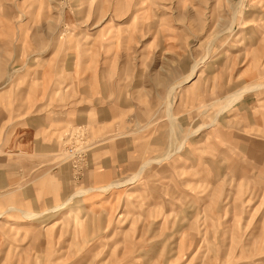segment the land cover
<instances>
[{"label":"rangeland","instance_id":"rangeland-1","mask_svg":"<svg viewBox=\"0 0 264 264\" xmlns=\"http://www.w3.org/2000/svg\"><path fill=\"white\" fill-rule=\"evenodd\" d=\"M0 67V264H264V0H0Z\"/></svg>","mask_w":264,"mask_h":264},{"label":"bare ground","instance_id":"bare-ground-1","mask_svg":"<svg viewBox=\"0 0 264 264\" xmlns=\"http://www.w3.org/2000/svg\"><path fill=\"white\" fill-rule=\"evenodd\" d=\"M191 78H192V74L191 75H189L187 78H186V80L184 81V83H182V84H186V83H189L190 82V80H191ZM259 87H260V85H258ZM253 88H257V86H254V87H250V88H243V89H241V90H239V91H237L236 93H234V94H232V95H230L229 96V100H228V102H227V105L224 107V109H226V108H228V107H230L233 103H235L242 95H243V93H245V92H247V91H250V90H252ZM254 90V89H253ZM170 94H171V92H170ZM170 97V96H169ZM169 103V102H168ZM170 103H169V108H170ZM170 110V109H169ZM169 114V113H168ZM175 140L173 139V140H171V143H170V147H169V149L161 156V157H158V158H156V159H154V160H152V161H154V162H159V161H161L162 159H165V158H169L170 157V155L172 154V153H174L176 150H180V148H178V146H175ZM152 161H149V162H146V164H144V165H147V164H149L150 162H152ZM132 179H134V178H132ZM124 185L125 184V181H123V182H120V181H118V182H114V183H112V184H110V185H108L106 188H103L102 189V191H105V190H109L110 188H117V187H120L121 185ZM80 193H77L76 195H79ZM74 197V196H73ZM30 214H25V216L27 217V216H29ZM39 216V215H38ZM36 217V216H35Z\"/></svg>","mask_w":264,"mask_h":264},{"label":"crops","instance_id":"crops-1","mask_svg":"<svg viewBox=\"0 0 264 264\" xmlns=\"http://www.w3.org/2000/svg\"><path fill=\"white\" fill-rule=\"evenodd\" d=\"M0 69H1V67H0ZM2 94H4V93L0 92V102H2V99L4 98V96H2ZM7 104H10L11 107H12V113L10 112L12 114V118L21 119V120H24L26 122H30V120H32L33 117H30V116L24 117L26 112H27V110H28V108H29V107L27 108L26 102L24 103V105H22V103H20L19 101L16 100V96H14L13 98L9 97V101H8ZM10 113H9V116L11 115ZM2 118H5V116H4V112H2L1 106H0V119H2ZM10 118H11V116H10ZM40 148L42 150H44L43 147H40ZM98 182L99 181H95L94 183L97 184ZM55 210H57V209H55Z\"/></svg>","mask_w":264,"mask_h":264}]
</instances>
